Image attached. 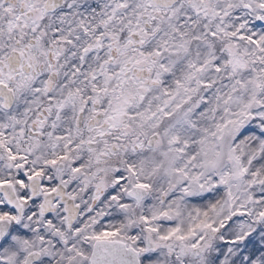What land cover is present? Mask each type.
Wrapping results in <instances>:
<instances>
[{"label": "snow or ice", "instance_id": "1", "mask_svg": "<svg viewBox=\"0 0 264 264\" xmlns=\"http://www.w3.org/2000/svg\"><path fill=\"white\" fill-rule=\"evenodd\" d=\"M0 264H264V0H0Z\"/></svg>", "mask_w": 264, "mask_h": 264}]
</instances>
